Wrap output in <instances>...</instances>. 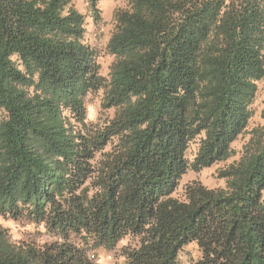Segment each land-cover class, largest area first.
<instances>
[{"label":"trees","instance_id":"1","mask_svg":"<svg viewBox=\"0 0 264 264\" xmlns=\"http://www.w3.org/2000/svg\"><path fill=\"white\" fill-rule=\"evenodd\" d=\"M96 6L98 0H90ZM72 0H0V216L58 239L15 241L0 264H264V125L236 154L264 79V0H129L116 13L107 76ZM103 92L112 115L92 120ZM264 115V114H263ZM73 236L74 239H73Z\"/></svg>","mask_w":264,"mask_h":264},{"label":"rangeland","instance_id":"2","mask_svg":"<svg viewBox=\"0 0 264 264\" xmlns=\"http://www.w3.org/2000/svg\"><path fill=\"white\" fill-rule=\"evenodd\" d=\"M72 2L85 15L86 33L84 39L95 49L98 62L101 66V73L107 76L110 65L114 60V57L108 52L107 45L116 26V13L119 9L127 8L129 0H98L96 6L92 5L90 0H72ZM102 96L103 92L99 91L88 97L89 117L92 120L113 114V110H105L102 107ZM252 108L253 117L250 121L249 128L233 144L236 154L227 161L215 163L200 171L189 170L181 180V191L186 183L194 180H200L211 188L224 186L225 180L219 177V170L238 160L243 152L244 144L250 138L249 132L251 129L264 125V79L259 82V90ZM0 223L8 229L12 239L15 241L33 240L44 242L58 239V236L50 235L44 225L35 223L27 217L15 219L10 216H0ZM127 242V239L123 240L114 250L99 249L98 251H93L89 249V255L95 264H122L124 258L121 255V248ZM199 256L200 252L197 246L191 244L180 254L179 264H192Z\"/></svg>","mask_w":264,"mask_h":264}]
</instances>
